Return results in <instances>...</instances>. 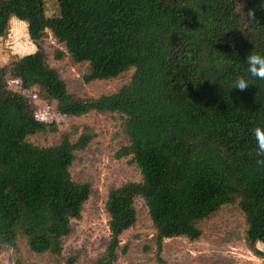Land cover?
<instances>
[{
	"label": "trees",
	"instance_id": "16d2710c",
	"mask_svg": "<svg viewBox=\"0 0 264 264\" xmlns=\"http://www.w3.org/2000/svg\"><path fill=\"white\" fill-rule=\"evenodd\" d=\"M56 1L57 14L48 16L43 0H0V37L16 18L36 46L0 67V249L23 239L34 254L61 257L91 195L70 171L94 136L89 128L49 146L27 140L56 131L21 92L37 87L61 115L119 113L126 143L116 156H129L141 175L108 190L109 238L92 264L117 260L138 198L152 223L148 249L157 264H171L161 255L164 239L197 240L200 223L225 205H236L249 249L264 257L256 247L264 243V165L257 164L264 155L251 131L264 125V80L248 77L244 90L231 88L246 76L248 53H264V0ZM48 31L73 63L88 64L85 82L132 69L129 81L97 97L71 94L39 44Z\"/></svg>",
	"mask_w": 264,
	"mask_h": 264
},
{
	"label": "rangeland",
	"instance_id": "374dc122",
	"mask_svg": "<svg viewBox=\"0 0 264 264\" xmlns=\"http://www.w3.org/2000/svg\"><path fill=\"white\" fill-rule=\"evenodd\" d=\"M48 16L57 14L56 0H43ZM239 1V0H238ZM47 53L48 64L55 68L66 82L68 91L78 97H97L112 93L126 84L132 69L107 80L85 82L87 63H73L62 43L48 31L39 42ZM35 44L29 39L26 24L16 18L10 20L8 33L0 37V67L13 58L33 52ZM62 54L57 57V53ZM10 88L19 90L18 84L6 76ZM27 96L36 116L53 123L56 131L38 132L27 137L36 145L59 143L61 135L68 133L73 140L84 127L94 134L85 149L76 151L70 171L74 180L87 182L91 195L83 204L81 217L72 221L73 231L63 241L61 257L32 253L23 239L15 247L0 249V264H67L66 258L75 256L72 264H92L104 251L109 238L108 215L105 201L108 190L127 181H139L140 172L130 157H117L116 152L126 143L122 116L117 112L90 111L83 115L66 116L56 112L55 102L47 101L43 93L32 87L21 91ZM137 221L120 236L118 258L113 264H157L153 257L151 239L153 227L144 201H135ZM202 234L197 240L186 237L166 238L161 255L171 264H264V257L249 249L244 237L245 223L236 205L222 206L216 213L200 223ZM256 247L264 252V243Z\"/></svg>",
	"mask_w": 264,
	"mask_h": 264
},
{
	"label": "clouds",
	"instance_id": "9594fccd",
	"mask_svg": "<svg viewBox=\"0 0 264 264\" xmlns=\"http://www.w3.org/2000/svg\"><path fill=\"white\" fill-rule=\"evenodd\" d=\"M246 76L237 75L232 81V86L244 90L250 83V78L264 80V53L258 51H250L246 57ZM256 142L257 155H264V125H257L252 130ZM258 165H264V159L257 160Z\"/></svg>",
	"mask_w": 264,
	"mask_h": 264
},
{
	"label": "crops",
	"instance_id": "0c3cea01",
	"mask_svg": "<svg viewBox=\"0 0 264 264\" xmlns=\"http://www.w3.org/2000/svg\"><path fill=\"white\" fill-rule=\"evenodd\" d=\"M14 19V18H11V20Z\"/></svg>",
	"mask_w": 264,
	"mask_h": 264
}]
</instances>
